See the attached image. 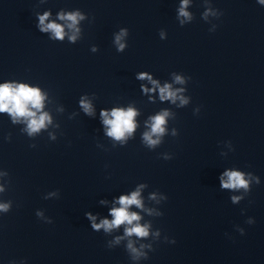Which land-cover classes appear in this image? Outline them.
Returning a JSON list of instances; mask_svg holds the SVG:
<instances>
[{
    "label": "clouds",
    "instance_id": "9594fccd",
    "mask_svg": "<svg viewBox=\"0 0 264 264\" xmlns=\"http://www.w3.org/2000/svg\"><path fill=\"white\" fill-rule=\"evenodd\" d=\"M261 3H264V0H260ZM188 4V0H183V4L179 10V14L183 17L190 19V14L185 10ZM48 13H45L43 16L39 17L40 29L41 31H51L56 39H63L65 32L64 27L55 22H50L45 24V21L48 19ZM83 17L79 13H69V14H60L59 19L69 21L68 27L71 29H76V25L79 19ZM122 30L120 35L116 37V43L119 45L120 50L124 48V45L120 43L121 36L124 35ZM71 40H75L76 36L73 35L70 37ZM141 79L145 78L144 74H141L139 77ZM150 79V77H149ZM176 81L182 83L181 77L177 76ZM155 84L156 82L153 81ZM181 91V90H177ZM177 91H172L170 85H165L163 88H160L161 99H172L175 101L177 99ZM181 103H187L183 97H179ZM44 97L41 94L39 89L31 88L27 85H14V84H3L0 85V112H8L14 120L19 118H24L28 122V132L29 134L38 132L41 128L45 127L46 122H50V117L47 113H42L40 110L43 108ZM81 106L84 108L85 112L91 114V105L86 101H81ZM37 113H40L39 115ZM168 115L167 112L161 113L151 120V131L144 134V140L150 146L156 145L159 140L153 139V136L159 137L165 131L164 124L165 118ZM103 117V123L107 126V134L113 137L116 140H123L126 134H131L136 125L134 122V117L136 112L134 109H113L109 114L108 112H101ZM226 177V179L224 178ZM258 182V181H257ZM221 187L224 189H245L249 187V180L245 179V175L239 171H226L221 178ZM2 191V189H0ZM153 198H155L153 196ZM240 197H232L233 202H238ZM119 208H113L111 210V216L113 219L111 221L105 219L101 223L96 224L95 218L89 214V218L93 221L92 227L96 230L103 228L105 231H110L113 228H117L122 224L128 225L125 229L126 236L135 235L140 238L148 237L149 235V226L141 225L139 223L141 217L136 212H129V207L135 205L137 208H142L143 204L140 199L139 189L135 192H132L130 196H121L119 198ZM7 204H0V211L8 210ZM38 215H40L38 213ZM135 222V223H134ZM249 223L253 221L249 220ZM243 232V230H241ZM158 235V233H157ZM119 240V238H118ZM117 240V242H118ZM175 241H173L174 243ZM141 247H144L143 245ZM128 248L137 256L143 255L142 252L137 250L129 243Z\"/></svg>",
    "mask_w": 264,
    "mask_h": 264
}]
</instances>
